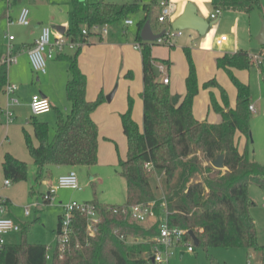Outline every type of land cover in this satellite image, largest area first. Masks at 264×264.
Instances as JSON below:
<instances>
[{"label": "trees", "instance_id": "trees-1", "mask_svg": "<svg viewBox=\"0 0 264 264\" xmlns=\"http://www.w3.org/2000/svg\"><path fill=\"white\" fill-rule=\"evenodd\" d=\"M71 1L70 26L66 35L74 42L87 41L88 36L82 35L84 27H116L146 10L138 3ZM260 3V0H219L216 6L224 11L250 14L260 7ZM145 22L146 17L138 21L139 30ZM137 41L142 60V130L132 119L130 106L121 115L127 153L118 163L119 175L126 183V202L122 206L100 204L96 200L87 202L99 212L96 232L89 235L85 216L75 212L69 242L63 250L57 245L51 264H153L149 260L152 249L149 241L158 234L157 225L151 228L137 225L128 214L130 206L155 201L149 182L153 174L164 178L163 185L169 191L163 200L155 201V211L160 216L165 201L170 226L193 232L199 240L198 247L205 250L241 248L260 253L264 261V247L258 244L255 223L249 215L254 203L248 196L250 186L264 192V163L249 160L246 153L238 149L240 138L250 139L249 88L233 74L234 70L249 69L251 56L239 50L216 58L217 68L224 70L235 86L236 98L234 108H228L223 92V107L211 97L210 105L220 114L221 121L209 124L198 121L192 112L198 87L190 49L183 48L189 64L186 92L173 105L168 84L156 79L150 44L141 41L139 36ZM79 50L80 47L71 56L60 54V59L68 63L65 95L70 113L66 116L57 114L52 139L47 124L37 121L32 123L37 145H33L28 134L25 135L29 156L37 166V183L49 178L50 167L89 168L97 163L98 128L91 116L103 97L100 94L95 101L86 100L87 79L78 66ZM6 75L7 67L2 65L0 91L5 86ZM203 86H216V82L211 79ZM195 152L202 154L206 166H200L195 159L184 162ZM219 155L224 156L223 170L210 165ZM2 171L10 182L27 179V164L8 153L4 156ZM60 222L61 216H58L56 233ZM20 234L21 243L5 244L0 249V264H47L48 248L43 244H27L22 228ZM128 238L141 241L129 244Z\"/></svg>", "mask_w": 264, "mask_h": 264}, {"label": "rangeland", "instance_id": "rangeland-1", "mask_svg": "<svg viewBox=\"0 0 264 264\" xmlns=\"http://www.w3.org/2000/svg\"><path fill=\"white\" fill-rule=\"evenodd\" d=\"M106 1L111 3L124 2V0ZM19 2L24 4L23 8L31 9V6L37 7L38 12L44 17L50 14L59 15L63 12L62 15L67 19V24L70 26V20L68 15H66V12L70 13L71 11L70 0H19ZM260 2L264 13V0H260ZM12 3L13 1L10 4ZM5 4L9 3L5 1ZM35 10L37 9L35 8ZM255 12L260 23V33L264 24L258 15L259 10L256 9ZM232 16L229 12L222 10L220 18L210 20L208 14L206 21L214 23L208 27L204 36H200L191 30H183L181 36L172 37L169 44L154 43L150 47L156 79L161 80L165 76L169 78V89L174 94L173 97L185 95V79L188 74L189 64L183 48L187 47L190 49V57L198 87V93L193 99L192 112L195 118L209 124H217L221 121L220 114L214 111L210 105L211 97L216 100L219 106L223 107V92L227 107L234 108L235 106V86L227 73L222 69H218L215 63L217 52L229 53L225 49L228 47L231 37L234 36L235 30L237 42L242 47L241 49L246 50L250 56H259L264 62V45L258 44L256 41L257 36H253L254 34L249 38L247 24H236ZM46 24L47 26H53L50 22H45L43 25ZM29 28V26L28 28L13 26L10 33L13 34L14 38L25 37L29 32ZM166 28H168V25H166ZM166 30L174 32L171 29ZM154 31L158 32L160 28H154ZM4 35L5 32L1 30L0 37H4ZM7 35L9 36L8 31H6L5 38H7ZM190 36L191 38H189ZM217 36H226L228 42L218 47L215 42ZM91 38L95 39L97 37L91 36ZM184 40L187 44L181 46L179 43ZM171 45H175V48H171ZM88 47L87 43L80 47L78 58L82 51ZM203 49L209 52H203ZM77 51L78 48L69 52L76 53ZM140 53L141 50H137L135 53L138 63L136 68L131 70L125 68L121 57L112 56L111 54L108 60L105 59L98 67L90 64L91 70L88 74L90 77L89 89L93 98L90 99L95 101L101 94L103 101L93 114V119L98 126L97 163L89 168L77 167L75 169L79 178L80 190L56 189V173H53L47 180L37 183L35 181L37 166L26 162L28 168L27 179L19 182H10V185L3 188L0 193V197L8 203L6 207L8 217L13 219L24 230V241L27 244H43L48 248L47 264H51L54 250L57 247L56 227L58 216H63L64 214V205L70 202L87 203L96 200L100 204L122 206L126 202V183L119 175L118 167L119 160H124L127 153V142L122 133L121 115L131 106V117L134 121L137 119L138 123L135 122L142 130V99L140 96L142 93V67ZM59 63L65 65L63 60H60ZM159 65L166 66L164 75L158 71L157 66ZM233 74L241 83L248 85L249 106H253L255 109V112L248 111L250 139L246 141L244 138H240L238 140V149L241 153H246L249 160L263 164L264 67L259 68L252 63L249 69L234 70ZM211 79L216 82V86L204 88V83ZM34 81H36V78ZM113 92V98L108 102L106 98ZM61 107V111L65 112V114L70 112V106L65 94L62 96ZM27 112V114L22 113L21 119L14 118V122L10 126H17L19 132L9 136L8 142H6V144L11 143L16 146L20 144L26 152L25 135H29L32 143L36 142L32 127L33 121L47 124L49 138L52 139L56 130L55 121L57 115L54 110L39 117H33L29 111ZM3 138L2 134L0 144ZM191 159H195L200 166H206L207 164L203 162L200 152H195L185 159L184 162ZM195 178L198 177L196 176ZM163 180L164 178L160 174H153L150 177L149 182L155 201L163 200L167 192H169L163 185ZM3 181L4 177L2 187ZM173 184L174 182L172 186ZM48 194H50L49 199H47ZM248 196L254 203L249 209V215L255 223L257 241L261 247H264V192L256 186H250ZM27 206H30V214L26 217L24 208ZM161 217H163V214ZM149 225L150 223L145 224L147 227ZM21 236L19 233L8 235L4 239L6 244H19L22 241ZM135 242V239L128 238L127 243L133 244ZM181 251L186 252L182 246L177 248L174 251V255L169 259L168 264H255L260 260V253L241 248H209L205 250L194 246L192 253H185L180 258L179 254Z\"/></svg>", "mask_w": 264, "mask_h": 264}, {"label": "crops", "instance_id": "crops-1", "mask_svg": "<svg viewBox=\"0 0 264 264\" xmlns=\"http://www.w3.org/2000/svg\"><path fill=\"white\" fill-rule=\"evenodd\" d=\"M5 1L6 0H0V31L3 30V32H5L4 37L3 36L0 37V67L2 66V63H1L2 59L6 56L7 46L9 44L12 45L13 52L15 51L14 53L17 54V62L15 64L6 66L7 75H6L5 86L0 91V139H1L2 134L4 137L0 144V193L3 190V188L6 187L4 186V181H3V187H2V180L4 177L3 171H2V163H3L5 154L7 153L11 154L18 160L20 161L23 160V162L25 163L27 162L30 164L31 163L34 164L31 157L28 156L29 153L27 155L28 150L26 152L24 148L20 146L19 143H18L19 144L18 146L11 144V143H8L9 145L6 144V142H8V137L18 133L19 129L17 126H10L12 124H9V125L5 124V112L7 110L12 112L13 122H14V118L21 119L22 113L27 114L28 113L27 111H29V113L31 114L30 107H29L31 97L33 95L39 94L42 97H45L49 101V103L51 104V110L56 111L57 114L62 113L64 116H66L70 113L69 112L65 114V112L61 111L62 96L63 94H65V86L69 78L68 63L65 60H63L65 61L64 63L65 65H63L62 63L60 64L59 62L62 56H60L59 54L54 59H51L47 62L46 74L38 75L32 71V68L30 66L28 56L26 53L28 49L34 46L35 41L40 35L41 28L43 26H47V24L43 25L45 24V22L46 23L50 22V24H53V26H50L51 28H53L54 26H61V27H64L65 30L67 31L69 24H67V19H65L64 16L62 15L63 12H61L59 15L50 14L49 16L46 15L44 17L42 16L40 12H38L37 7L31 6V9L29 8L30 9L29 22L31 26L29 25L30 28H29L28 34H26L25 37H19V38L15 37L12 42H9L8 39L5 38L6 31H8L9 35L12 36L13 34L10 33L11 28L13 26H20L17 23V19H18L20 10L24 7L23 6L24 4L23 3L20 4L19 0H15L13 1L12 4L6 5ZM79 1L85 2V3H97L99 1H102L105 3H109V4L138 3L146 7V10L140 12L139 14H137V16H132L128 18L129 20L133 21V25L131 26H124L123 22H121L116 27L109 26L108 34L103 39H101L99 36H96L94 34H89L87 41L85 42L87 43L89 47L85 48L82 51V54L79 55L78 66L81 72L86 76V79H87L86 100L92 102L91 99L93 98H92V95L90 94V89H89L90 77L88 75L89 71L91 70L90 64L91 66L93 65L95 67H98L100 66V63L102 64V62L105 59L108 60V57L111 54L112 56H118L119 58L121 57V59L123 60V65H125V68L127 70L136 68L138 62H137V55L135 53L137 52V50L134 48V45L139 44V42L137 41V37L138 36L140 37V32L142 29L141 28L139 30V27H138L139 20L144 19L146 17V21L149 22L152 32L154 34H159L160 32L166 29L172 30L171 24L182 14L183 9L187 3L193 4L196 8L197 15L206 20V17L208 16V14H209V19H210V14L212 13V11L215 9H218L216 4L218 3L219 0H168L176 4L177 11L164 24H159L157 22V18L160 14L159 3L162 0H124V2H121V3H111L106 0H96V1L95 0H79ZM70 3H71V11H72V1L71 0H70ZM35 8L37 10H35ZM257 10H259L258 15L259 17H261L260 19L264 24V13L261 7V3H260V7ZM255 11L256 10L252 11L250 14H246L244 12H237V11H226V12H229L230 14L233 15L232 17L234 18L236 24L237 23L247 24V31H248V35L250 38L252 34H254L253 36H258L259 30H260V23L257 20ZM70 13L66 12V15H68L69 20H70ZM218 18H220V16ZM166 25H168V28H166ZM154 28H160V31L155 32ZM91 36H96L97 38L93 39L91 38ZM180 36H176V38ZM219 37L220 36H217L216 39ZM189 38H191V36ZM237 41L238 40L236 37V30H235L234 36L231 37L230 43L228 47L225 49L229 53H222V51L217 52L216 58L222 54L236 53L239 50L246 51L244 49H241L242 47L238 44ZM227 42H228V38L226 39L224 43H227ZM149 44L150 46L153 45L152 43H149ZM179 44L182 46V45H186L187 42L184 40L182 41V43H179ZM222 45L223 44H221L220 46ZM171 48H175V45H171ZM202 51L209 52L205 49H203ZM73 54L74 53H70L69 51H66L64 52L63 56H67V55L71 56ZM140 58H141V53H140ZM141 67H142V60H141ZM35 78H36V81H34ZM158 81L161 82L162 79ZM8 85L17 86V91L15 92L13 96L17 98L18 100L17 105H13L9 107H7L8 96L5 93L6 87ZM169 85H170V81H169L168 86ZM170 93H171V96L173 97L174 94L171 91ZM182 97L183 96H178L179 99H181ZM65 98H66V95H65ZM93 114L91 117H92V120L94 121ZM33 117H39V116H33ZM56 118H57V115H56ZM136 122L138 123V121ZM55 124H56V121H55ZM33 145H37V140L36 142H33ZM76 168L77 167H68V166L50 167L49 177H51L53 173H56L57 179H58V177L66 175L71 170L75 171ZM78 181H79V178H78ZM7 216H8V212H7ZM143 226L145 228H150V225L149 227L145 225ZM139 241L141 240L136 239V242H139ZM183 251H181L179 254L180 258H182V256L185 253H187V252L184 253Z\"/></svg>", "mask_w": 264, "mask_h": 264}, {"label": "built area", "instance_id": "built-area-1", "mask_svg": "<svg viewBox=\"0 0 264 264\" xmlns=\"http://www.w3.org/2000/svg\"><path fill=\"white\" fill-rule=\"evenodd\" d=\"M9 4L14 0H6ZM160 14L157 18L159 24H164L175 12L177 11L176 4L168 1L162 0L159 3ZM221 13V9H215L213 13L210 14L211 20H216ZM17 23L20 26L28 27L29 22V10L27 8H22L20 10ZM124 26L133 25L132 20H124ZM109 26L95 25L90 29L84 27L82 29V35L84 38L89 36V34H94L103 39L108 34ZM163 35L155 42L157 44H169L172 37L180 36L181 31L164 30ZM53 33V35H52ZM54 36V37H53ZM9 42L14 40V36H7ZM226 36H220L216 39V45L220 46L226 41ZM83 42H74L66 34H60L55 32L50 26H43L40 31V35L34 43V46L26 51L30 66L32 71L38 75H44L47 71V62L54 59L57 55L63 54L66 51H72L81 47ZM154 44V43H152ZM134 48L140 50V45L135 44ZM17 62V54H14L12 45H8L7 55L2 59V65L9 66ZM251 63L255 64L257 67H264V62L259 56H251ZM158 71L164 75L166 71V66H157ZM163 84H169V79L167 76L162 78ZM17 91V86L8 85L6 87L5 93L8 96V105L13 106L18 104L17 98L13 95ZM46 102V103H45ZM45 103L46 110H37L34 105ZM30 112L33 116H40L47 114L51 111V104L49 101L42 97L41 95H33L30 100ZM248 110L250 112H255L253 106H249ZM38 113V114H37ZM13 123L12 112L7 110L5 112V124L9 125ZM146 167H148L146 165ZM10 185L9 180H4V186L8 187ZM56 189H66L71 191H79L81 189L78 181V175L75 171L71 170L66 175L58 177L56 181ZM50 194H48L47 199H49ZM8 203L5 199L0 197V249L6 244L5 237L8 235H16L20 233L21 227L13 219L7 216ZM156 202H149L147 204H137L130 206L128 208V214L130 220L140 226L150 223V228L157 225L158 234L154 236L149 242L152 245L150 261L153 259V264H168L169 259L174 255V251L183 247L187 253L193 252V242L188 235V232L184 229L178 227H172L167 222V211L166 203L163 201L161 205V215L158 216L155 211ZM64 214L61 216V222L59 226V231L57 232L56 240L57 245L60 250H63L69 242L70 236L73 233L72 230V219L75 212L80 213L85 216L86 219V231L89 235H93L96 232L97 226L100 222L98 210L91 204L88 203H78L70 202L63 206ZM30 206L24 208V215L29 216ZM163 214V217H161ZM189 237V238H188ZM121 240H124L123 236H120ZM136 241V240H135ZM48 259V256H47ZM255 264H264L261 259Z\"/></svg>", "mask_w": 264, "mask_h": 264}, {"label": "water", "instance_id": "water-1", "mask_svg": "<svg viewBox=\"0 0 264 264\" xmlns=\"http://www.w3.org/2000/svg\"><path fill=\"white\" fill-rule=\"evenodd\" d=\"M213 23L214 22L209 23L205 19L198 16L195 6L191 3H187L183 9L182 14L171 24V27L173 31L182 32L183 30H191L196 32L200 36H204L206 34L208 27ZM53 30H55L60 34H65L66 32L65 28L61 26H54ZM163 33L164 32L162 31L159 34H154L151 30L149 22L146 21L140 32V39L145 43H155L163 35ZM256 41L260 45L264 44V26L261 28V31L256 38ZM113 94L114 92L107 96L106 99L108 102L111 101ZM178 99L179 98L177 96L173 97L171 100L172 104L175 105ZM210 165L216 170H223L224 156L223 155L217 156V158L214 161H212ZM188 235L191 238L193 245L195 247H198L199 240L194 235V233L189 231ZM151 263H153V259H151Z\"/></svg>", "mask_w": 264, "mask_h": 264}, {"label": "clouds", "instance_id": "clouds-1", "mask_svg": "<svg viewBox=\"0 0 264 264\" xmlns=\"http://www.w3.org/2000/svg\"><path fill=\"white\" fill-rule=\"evenodd\" d=\"M46 103V102H45ZM45 103H42V104H36L34 105V107L37 109V110H46L45 108ZM38 114V113H37Z\"/></svg>", "mask_w": 264, "mask_h": 264}]
</instances>
